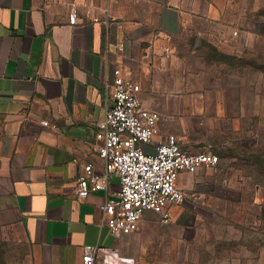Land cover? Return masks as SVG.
Returning a JSON list of instances; mask_svg holds the SVG:
<instances>
[{"label": "crops", "instance_id": "0c3cea01", "mask_svg": "<svg viewBox=\"0 0 264 264\" xmlns=\"http://www.w3.org/2000/svg\"><path fill=\"white\" fill-rule=\"evenodd\" d=\"M254 1L0 0V222L19 226L30 264H85L86 247L96 245L94 264H191L198 233L186 202L170 206L168 223L149 210L137 231L115 235L101 207L117 197L119 178L110 174L85 199L78 181L87 163L105 172L96 122L118 65L141 85L143 106L160 115L147 151L169 134L191 152L230 149L246 103L230 86L206 82L237 75L230 66L221 72L209 50L242 54L240 72L254 75L247 57L253 41L264 42V11ZM195 174L178 177L187 195Z\"/></svg>", "mask_w": 264, "mask_h": 264}, {"label": "rangeland", "instance_id": "374dc122", "mask_svg": "<svg viewBox=\"0 0 264 264\" xmlns=\"http://www.w3.org/2000/svg\"><path fill=\"white\" fill-rule=\"evenodd\" d=\"M253 3L264 11V0ZM253 46L247 60L254 75L240 72L242 54L209 50L221 72L230 66L237 75H206V82L230 86L246 103V115L230 130L228 151L204 150L218 154L220 164L193 176L184 201L191 211L186 220L194 223L190 230L198 233L191 241V264H264V42ZM31 252L16 223L0 222V264H30Z\"/></svg>", "mask_w": 264, "mask_h": 264}, {"label": "built area", "instance_id": "2783aa9c", "mask_svg": "<svg viewBox=\"0 0 264 264\" xmlns=\"http://www.w3.org/2000/svg\"><path fill=\"white\" fill-rule=\"evenodd\" d=\"M78 12L74 9L69 22L76 24ZM97 20V19H96ZM110 92L109 107L96 122L97 152L105 164L104 174H98L92 163L84 165L79 178L77 196L87 198L105 188L110 174L120 181L115 199L102 205V225L115 235L130 234L140 228L146 211H154L164 222L171 220V205H181L187 192L178 186L182 172L197 173L201 169L216 168L221 158L210 151L191 152L183 149L176 135L169 134L155 145L153 152L147 145L158 132L157 111L143 106L141 85L128 77L123 66H115L111 78L105 80ZM100 246H87L83 256L85 264H94Z\"/></svg>", "mask_w": 264, "mask_h": 264}]
</instances>
